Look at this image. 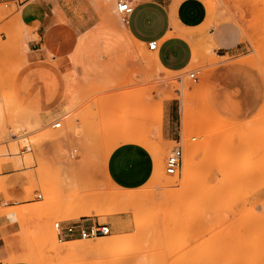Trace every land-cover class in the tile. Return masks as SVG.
<instances>
[{
    "label": "rangeland",
    "instance_id": "1",
    "mask_svg": "<svg viewBox=\"0 0 264 264\" xmlns=\"http://www.w3.org/2000/svg\"><path fill=\"white\" fill-rule=\"evenodd\" d=\"M201 1L207 15L200 27H173L168 33L183 38L192 51L189 65L181 71L191 115L186 127L178 93L181 83L172 79L177 72L161 73L165 78L159 77L160 83L155 77L144 84L130 47L122 42L118 47L113 41L87 46L83 55L90 82L82 83L85 92L75 95L71 82L65 83L71 75L81 79L77 67L82 66V39L102 28L96 25L100 13L91 3L67 0L79 13L73 21L77 31L62 28L48 45L46 34L40 40L30 21L24 20L30 34L22 32L19 10L22 17L36 12L30 4L25 6L27 1L0 3V118L16 109L54 117L51 122L62 128L55 117L67 92L76 96V125L92 130L82 168L68 173L36 160L16 168L0 155V236L10 251H20L0 264H264V0ZM44 10L50 11L48 6ZM84 16L95 18L82 21ZM86 22L98 28L83 33L86 25L81 23ZM22 33L35 41L26 52ZM193 36L200 42H191ZM139 49L149 52L145 44ZM153 52L157 50L149 52L154 61ZM155 63L161 72L158 60ZM95 64L102 66L101 73H96ZM153 70L144 67L146 75ZM191 73L196 82L189 78ZM99 77L103 86L96 83ZM165 111L171 114L173 140L164 131ZM68 133L73 137V129ZM35 136L31 130L15 136L0 119V147L16 143L24 157L30 153L20 140ZM179 138L182 165L168 176L165 160ZM188 147L195 153L186 177ZM154 148L162 152L163 177L158 181L152 177L150 161ZM20 183L25 186L21 197H11L8 188L20 192ZM8 213L16 214L7 218ZM74 222L106 224L110 234L59 242L54 224ZM79 242H107L109 247L82 252L70 248Z\"/></svg>",
    "mask_w": 264,
    "mask_h": 264
},
{
    "label": "bare ground",
    "instance_id": "2",
    "mask_svg": "<svg viewBox=\"0 0 264 264\" xmlns=\"http://www.w3.org/2000/svg\"><path fill=\"white\" fill-rule=\"evenodd\" d=\"M86 1H88V0H86ZM140 1H144V0H130V4L132 5V7H134V5H136ZM118 2H119V0H89L88 3H91L95 7V9H97L98 13H100L99 14L100 22L96 25L98 27L99 26L102 28L104 27L105 29H109V30L111 29V31L112 30H116V32L120 31L121 35L126 37L129 42L133 41L132 44H135V46H136L135 49H137V52L135 51V53L137 54L136 59L138 60L135 71L139 74V76L142 80L141 82H143L144 84L145 83L149 84L150 81L156 77V78H158V82L160 83L162 80H159V73H161V72L158 70L160 68L157 67V65H156L157 63H155L157 60H154L155 61L154 62L153 59H151L152 54L149 56V54H150L149 52L147 53L145 50L141 52V50L139 48L143 47V44L134 41V39L132 40L128 36L126 28H125V22L123 19V17H127V15H125L119 11ZM20 11L21 10H19L16 17L20 21L21 28L25 29V26L23 25V22L20 18ZM53 11H55V10L53 9ZM58 14H59V11H58ZM219 19H221V16H219ZM216 20L214 21L215 23H216ZM218 20H217V22H218ZM214 22H213V24H214ZM213 24H212V27H213ZM207 32L208 31H206L205 34H203V40H205V44L203 43L204 45L207 44V41L204 38L206 35H208ZM117 33L119 34V32H117ZM108 34L109 33H107V35ZM206 38H207V36H206ZM28 39H30V37H28L22 33V35H21V46L25 52L28 50V42H29ZM190 39H191V42H193V43H199L200 42L197 39V37H194V38L192 37ZM105 40H109V39H105ZM82 43H84L83 39H82ZM82 43L80 44V48L82 47L81 46ZM210 50H211V46L206 47L207 53L210 52ZM70 58L72 59V57H70ZM140 63L143 64V68L140 67ZM144 67L146 69H154V70L152 71L151 74L150 73L148 74V72H147L148 75H146V72H144ZM183 74L184 73H182L181 71L177 72V74H175V76L172 77V79L181 83L180 90L178 93H179L180 98H181V107H182V112H183L182 124H183V126L186 127L191 122V115H190V109L187 105V99H186V93H185L186 88L184 86V84H185L184 80L185 79H184ZM150 77H151V79H150ZM166 80L163 81L165 84L168 83V82H166ZM139 81L137 84H139ZM70 82L73 85L72 90L74 91V93L75 92L76 93L77 92H85L87 90V89H85V86L82 85L80 80L76 77H73ZM135 82H136V80H135ZM74 83H76V84H74ZM83 90H85V91H83ZM155 92H156V90H155ZM69 93H71V92H69ZM76 93H75V95H76ZM72 95L73 96H71L67 92H65V94L62 97V98H64V104H62V106L59 105L61 107L60 114H59V116L56 113L55 114L57 116L54 115V116H56L55 118H57L58 122H60V121L62 122V128H61V124H60L61 129L59 131H52L49 128V127H53L54 125L57 124L54 120H53L54 122H51L52 121L51 119L54 118L53 115H52L53 118L48 119V117L45 118V117H43L37 113H34V112H27V111L25 112L22 110L17 111L16 109L11 110L7 114H5V116H6L5 118H4V116H3L4 114H3L0 119L1 120L4 119V121L7 122V124H9L11 126V129L13 130L15 136H19V137L24 136L28 130H31V131L35 132V134H36L35 138H30V139L22 138V140H20V144L26 146L28 148L27 150L30 153L24 157H21V155L18 151V148L16 146V143L7 144V145L0 147V155L3 157L2 158L3 162L4 163H6V162L13 163V165L16 168H19L23 164L25 166H27V164H30L36 160L40 164H46V165L50 166V168L55 169L56 171H58L60 173H68V172L75 170L77 168H82L81 164L83 162V159H86L85 154H86V151H88L89 147H90L89 141L91 140V137H92V130H90L89 125L87 127L86 124L82 125V123H81L80 125H76V116H78V113L76 114L75 111L77 109L76 108L77 103H76V96H74V94H72ZM77 95H78V93H77ZM81 96L83 97L82 94H81ZM82 99L84 101V99H86V98H82ZM78 107H79V105H78ZM58 112H59V110H58ZM48 116L50 117V115H48ZM77 119H79V118H77ZM48 120H50L51 123L48 122ZM69 128L73 129V137H71L68 133ZM3 137H4L3 139L8 138V136H6V137L3 136ZM159 138H161V136H159ZM188 148L189 149H186V151L187 150L188 151H187L185 158H184V166L186 167V170L189 167V165L191 164L192 157L195 153V149H193L192 147H188ZM161 153L162 152L160 150H158L157 148L152 149L151 153H150V158L152 160V165H151L152 166V177L156 181H158L159 179H161L163 177ZM189 173L190 172L187 170L184 173V176H186V177L189 176ZM15 214L16 213H12V214L8 213V214H6V217L7 218H13L15 216ZM45 227H47V225H45ZM46 230H49L48 234L52 233V230L50 229V227ZM108 247H109V244L107 242H98V243L92 244V245H86V244H82L79 242V243H74V244L72 243V245L70 246V248L72 250L80 251V252L84 251L85 249H87V251L89 249H90V251L99 249V251H100L101 248L107 249Z\"/></svg>",
    "mask_w": 264,
    "mask_h": 264
},
{
    "label": "crops",
    "instance_id": "3",
    "mask_svg": "<svg viewBox=\"0 0 264 264\" xmlns=\"http://www.w3.org/2000/svg\"><path fill=\"white\" fill-rule=\"evenodd\" d=\"M5 1H11V0H0V3ZM73 1H80L82 4H86L89 2L86 0H72ZM177 0H144L140 1L136 5H134V11L132 14H130L127 17H123L125 22V28L127 31L128 36L134 41L142 43L143 47L144 44L148 46L149 42L156 41L157 44L159 41L161 43L159 44L157 48V52H153L154 56L158 60V63L160 64L162 71L161 73H165L167 75V72L175 73L182 71L185 69L192 58V51L189 43L185 41L180 36H168V33L173 31V27H175L177 30L185 31V30H193L198 27H200L206 20V7L204 3L201 0H181L180 2H176ZM28 3L25 4L31 6V11L36 10L35 13L30 14L29 12L26 13L23 17L20 15V18L24 24V20L30 21L32 24L37 26L36 35L41 40V36L45 35V44L48 45L49 42L52 41L54 34L58 30L64 28L68 31H77L76 23H74V19H76L75 16L79 15L76 11L74 12L72 10V6L69 7L67 4V0H29ZM63 3L64 7H63ZM149 4L151 6H149ZM48 6L49 13H46L44 10V7ZM57 9H56V8ZM59 8V9H58ZM53 9L55 11H53ZM59 14H58V11ZM61 13V14H60ZM60 16V17H59ZM95 17H81V20L83 21H89L94 19ZM171 18H173L174 24L171 22ZM100 19V18H99ZM64 22V23H63ZM213 24V23H212ZM212 24L210 28L212 27ZM86 25V28L82 29L86 33L89 30H93L95 27L90 26L87 22L81 23V26ZM96 28V27H95ZM154 28V29H153ZM25 30V31H24ZM44 31V34H42ZM115 31V32H114ZM24 33H29L28 30L23 29ZM106 32V33H105ZM119 32V34L117 33ZM112 30L111 29H103L98 28V31H93L92 34L84 38V43H82V49H79L80 52H82V66L77 67L78 72H80L81 83L90 82L89 75L85 74V56L83 53L86 51L87 46L94 47L96 44H104L105 41L107 45H109V41H113V47H118L119 45L117 42L119 41L124 44L125 47H130L129 52L131 51V58L135 59V69L136 65L138 63L137 49H135V44H132L128 41V39L121 35L120 31ZM107 33H109L107 35ZM30 34V33H29ZM86 37V36H85ZM192 38V37H191ZM194 38V36H193ZM109 39V40H105ZM126 39V40H125ZM86 41V42H85ZM35 41H29V43H32ZM40 42V41H39ZM134 45V46H133ZM48 48H46L47 53ZM212 50V49H211ZM210 50V51H211ZM49 51V50H48ZM150 52V50H149ZM69 57V56H68ZM71 57V56H70ZM69 57V58H70ZM134 57V58H133ZM77 59L76 55H72V60L75 61ZM68 58L66 57V67L69 66ZM96 67L97 72L101 73L103 70L99 65H94ZM140 67L143 68V64L140 63ZM159 73L160 78L161 77ZM74 76H70L67 78L65 83H68L71 81V79ZM77 78V77H76ZM96 83L98 86H103L101 84L105 83L103 78L99 79L97 78ZM166 112V117L168 119V126L165 128L166 136L173 140L174 139V133H172V130L169 126V121L171 120V114L169 111ZM167 143H170L167 142ZM151 165L152 160L150 158ZM152 167V166H151ZM107 172H109L107 170ZM22 187L24 188V183H20V192L10 190L8 188L9 195L11 197H21L22 195ZM3 236H0V261H5L8 256L18 254L20 251H10L9 248L6 247L5 242L3 241ZM9 264H28L23 263L20 261L12 262Z\"/></svg>",
    "mask_w": 264,
    "mask_h": 264
},
{
    "label": "built area",
    "instance_id": "4",
    "mask_svg": "<svg viewBox=\"0 0 264 264\" xmlns=\"http://www.w3.org/2000/svg\"><path fill=\"white\" fill-rule=\"evenodd\" d=\"M29 1V0H20ZM118 9L121 13L125 15H130L134 11V7L130 4V0H119L118 2ZM158 48V44L156 41H152L148 43V49L150 51H155ZM189 78L196 82L197 77L194 73L189 75ZM53 128H60V123H57L53 126ZM181 139L179 138L177 141V145L170 151L164 166V172L168 176L175 175L182 165V157H183V150L180 145ZM37 200H42V195H37ZM54 230L56 232V237L59 242L66 241L69 239L79 238L84 240H90L93 238L107 236L110 234V227L106 224L100 223H92L90 225H85L82 223L74 222L67 225H62L61 223L54 224Z\"/></svg>",
    "mask_w": 264,
    "mask_h": 264
}]
</instances>
